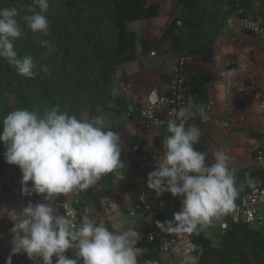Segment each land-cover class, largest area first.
Instances as JSON below:
<instances>
[{
    "label": "clouds",
    "instance_id": "9594fccd",
    "mask_svg": "<svg viewBox=\"0 0 264 264\" xmlns=\"http://www.w3.org/2000/svg\"><path fill=\"white\" fill-rule=\"evenodd\" d=\"M49 7V0H32L22 17L27 28L41 37L49 35ZM18 15L15 6L0 8V58L18 74L32 79L37 61L30 54L21 56L15 47L24 35ZM38 45L46 48L48 55L56 52L50 40L39 39ZM190 115L181 107L176 118L167 120L162 159L148 174V187L158 196L169 192L182 197L174 220L166 221L167 227L159 225L169 233L199 234L230 213L238 196L237 169L231 167V158L214 151V162L208 163V154L195 147L201 137L199 128L186 126ZM2 125L0 142L6 149L5 159L20 167L22 191L46 194L47 201L29 203L14 221L10 230L13 247L6 264H13L12 255L19 253L39 258L43 264H54V256L55 264H80L81 259L83 264H138L136 245L141 236L135 228L116 223L110 229L88 215L75 224L58 214L51 203L59 194L87 190L102 176L122 168L120 135L106 128L102 117L78 118L58 104L43 110L17 108L3 118ZM69 249L76 250L75 258L66 255ZM183 264H192L191 255L184 257Z\"/></svg>",
    "mask_w": 264,
    "mask_h": 264
},
{
    "label": "trees",
    "instance_id": "16d2710c",
    "mask_svg": "<svg viewBox=\"0 0 264 264\" xmlns=\"http://www.w3.org/2000/svg\"><path fill=\"white\" fill-rule=\"evenodd\" d=\"M32 0H0V8L17 7V19L21 23L24 35L16 40L17 52L23 56L32 55L37 61L36 73L32 79L18 74L15 68L0 58V132L3 118L11 111L26 107H45L60 105L70 115L83 118L86 108L96 106L100 97L113 85L118 65L133 61L138 57L137 43L143 49L150 44L149 39L140 40L136 31L129 28V23L154 18L159 15L160 4H150L148 0H49L46 13L49 21V35L46 37L33 33L24 24L22 17L27 13ZM252 5V0H182L179 13L170 17L162 38L169 40L167 52L171 57L179 54L188 56L191 61L183 67L187 77L188 92L192 97V106L187 126L195 123L205 126L201 112L209 104L208 90L205 84L218 77L205 71L199 61L213 62L215 59V43L220 37L228 17L236 12L244 17L245 8ZM39 11V9H36ZM242 11V12H241ZM257 16L264 20V0H260ZM257 36L253 31L248 30ZM39 39L52 41L56 46L55 54L48 55L47 49L38 45ZM47 67V71L42 68ZM16 97L10 103L8 94ZM116 104L122 111H129L130 103L124 98H117ZM138 113L139 105H132ZM115 131V126H108ZM201 137L195 145L196 149L208 154L207 136L199 129ZM166 137L163 131L156 134V144H163ZM5 146L0 142V186L4 179V169L8 162L5 159ZM128 153L141 159L138 148L128 146L121 148V159L128 160ZM244 188L239 194L264 186V169H243ZM115 170L101 177L100 182L111 186L115 179ZM249 179L252 183H249ZM22 172L18 166V175L13 177V184L22 186ZM32 188V182H28ZM94 186L87 189L93 196ZM8 191L9 187L4 186ZM64 194L54 200L65 202ZM63 212V207L61 206ZM228 224L223 229L221 243L218 247L206 236L205 229L194 233V241L201 245L202 253L198 264H264V232L256 225L248 226L234 223L230 213L225 215ZM147 256L149 260L158 259L159 252L151 248ZM23 261L32 264L39 258L30 259L27 254Z\"/></svg>",
    "mask_w": 264,
    "mask_h": 264
},
{
    "label": "crops",
    "instance_id": "0c3cea01",
    "mask_svg": "<svg viewBox=\"0 0 264 264\" xmlns=\"http://www.w3.org/2000/svg\"><path fill=\"white\" fill-rule=\"evenodd\" d=\"M169 1L148 0L150 4H160L159 15L129 23V28L136 31L139 39H149L150 44L143 49L141 42L137 43L138 57L117 66L113 85L101 96L90 115L85 113L83 116V119L99 116L104 119L106 127L115 126L121 138L120 147L127 149L130 145L138 148L141 159L144 156L154 157L157 161L162 159L164 145L156 144L157 132L145 127L138 114L129 117L116 104V99L124 98L130 106L137 104L145 107L152 99L168 91L174 58L167 52L169 40L161 35L174 11ZM255 4L258 8L260 0H252V5ZM251 6L244 10L248 11ZM239 14L236 12L232 17L238 20ZM214 55L213 62L199 61L203 70L218 77L204 85L209 95V104L201 112L205 126L191 125L206 134L210 163L214 162V151H223L231 158V167L237 169L236 186L239 190L244 188L243 169L261 168L258 151L264 146V40L236 25H226L215 43ZM141 159L128 153V160L121 159L124 166L115 169L113 185H104L99 180L94 185L93 196L86 190H74L64 195L90 218L105 223L110 229L113 224L119 223L150 232L174 218L177 198L166 196L164 203L160 204L152 194L154 190L148 187V178L140 167ZM3 174L0 186V261L11 254L13 234L10 230L14 221L20 218L22 209L29 203L47 202L44 200L46 194H25L21 186L13 184V177L18 175V167L14 164L8 163ZM4 186H8L9 190L5 191ZM143 193L149 195L150 207L132 215L131 211ZM51 203L58 214L64 215L60 203L54 200ZM261 219L255 225L264 232V214ZM224 222L225 215L205 228L206 236L214 247L221 243V225ZM136 247L138 264H147L151 248L158 250L150 242L137 244ZM158 254L162 264H183L184 256L180 254ZM199 260L193 256L192 264H198ZM80 264H83L82 259Z\"/></svg>",
    "mask_w": 264,
    "mask_h": 264
},
{
    "label": "built area",
    "instance_id": "2783aa9c",
    "mask_svg": "<svg viewBox=\"0 0 264 264\" xmlns=\"http://www.w3.org/2000/svg\"><path fill=\"white\" fill-rule=\"evenodd\" d=\"M228 25L238 26L244 30L253 31L258 37L264 40V20L262 17H240L236 20L234 17L230 16L228 19ZM154 54V53H152ZM175 68L172 72L171 83L168 91L159 96L156 99H152L150 104L145 107L138 108V115L142 118L143 125L149 129H153L155 132L163 131L167 135L166 122L169 119L176 118V112L181 108H185L187 112L190 111L192 105V97L188 92L187 77L183 74V67L191 61L188 56L178 55L174 57ZM135 107L131 106L127 114L135 111ZM188 119L186 121L187 126ZM258 160L260 167L264 169V146H262L258 151ZM158 161L153 157L144 156L141 159L140 167L142 168L145 176L148 178V174L158 167ZM152 194L159 200L160 204L164 203V198L172 194L169 192H164L162 195H157L155 190ZM148 194L143 193L135 203L131 214L135 215L138 212L144 211L150 207ZM177 198V210H181L182 197ZM63 207L64 215L68 216L69 219L75 223L79 224L82 216L87 215L85 212L80 210L72 201H65L61 203ZM233 217L234 223H244L248 226H254L264 214V186L257 187L252 191L244 192L239 194L235 200V208L230 212ZM171 220H174L171 219ZM165 227L167 224L164 223ZM223 229H226L228 224L224 222L222 225ZM140 233L141 239L137 244L144 242H150L156 246L158 252L162 253H172L180 254L182 256L191 255L195 256L197 259L200 258L202 253V247L196 244L194 241V232L187 233H169L158 227L150 232H145L141 230H136ZM76 250L69 249L66 255L69 258H75ZM19 257V262L17 264H28L23 261L20 254H15ZM56 257H53L55 264ZM32 264H43L42 261L37 259V262ZM147 264H162L160 259L148 260Z\"/></svg>",
    "mask_w": 264,
    "mask_h": 264
},
{
    "label": "rangeland",
    "instance_id": "374dc122",
    "mask_svg": "<svg viewBox=\"0 0 264 264\" xmlns=\"http://www.w3.org/2000/svg\"><path fill=\"white\" fill-rule=\"evenodd\" d=\"M181 3H182V0H170L169 2H168V4L170 5V8L172 9V10H174V11H172L171 12V16L172 15H174V14H178L177 12H176V9L177 8H179L180 9V5H181ZM255 6H257V4H255V5H252L249 9H248V11H245V13H243L244 14V17H256L258 14V12H257V8L255 7ZM176 8V9H175ZM247 12V13H246ZM230 17V16H229ZM228 17V18H229ZM226 25L228 26V24L226 23ZM174 68H175V59H174ZM173 68V69H174ZM106 93V92H105ZM101 98V97H100ZM8 99H9V101H10V103H12V104H14L15 102H16V97L13 95V94H8ZM100 100V99H99ZM93 107H95V106H90V107H88V108H86V110L84 111V113H83V116H85V113H87L86 114V116H89L90 115V112H91V110H92V108ZM15 165V164H14ZM7 166V165H6ZM15 166H17L18 167V165H15ZM6 168V167H5ZM262 221V219H260L259 221H258V224L260 223ZM26 253H20V256H21V258H23V256L25 255ZM7 260V259H6ZM6 260H3V261H0V264H6ZM12 261H13V264H17L18 262H19V257H18V255H15L14 256V258H12Z\"/></svg>",
    "mask_w": 264,
    "mask_h": 264
}]
</instances>
